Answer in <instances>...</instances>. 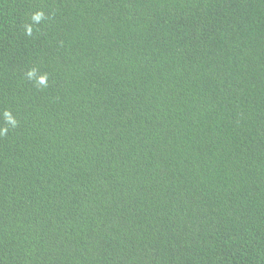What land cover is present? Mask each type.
<instances>
[{"label":"trees","instance_id":"16d2710c","mask_svg":"<svg viewBox=\"0 0 264 264\" xmlns=\"http://www.w3.org/2000/svg\"><path fill=\"white\" fill-rule=\"evenodd\" d=\"M0 264H264V0H0Z\"/></svg>","mask_w":264,"mask_h":264}]
</instances>
